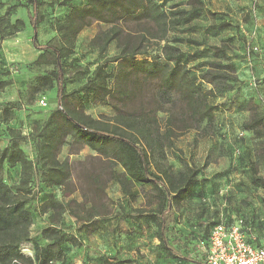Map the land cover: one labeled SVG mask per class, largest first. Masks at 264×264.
<instances>
[{
	"label": "rangeland",
	"instance_id": "rangeland-1",
	"mask_svg": "<svg viewBox=\"0 0 264 264\" xmlns=\"http://www.w3.org/2000/svg\"><path fill=\"white\" fill-rule=\"evenodd\" d=\"M29 1L0 0V17L9 7H14L9 15L10 22L21 20L25 25L22 31L0 40V81H9L0 91V149L7 146L11 129L28 136L59 105L55 84L50 91L36 90L35 77L48 75L52 68L31 65L39 54L33 47V36L40 45L50 41L56 36L55 26L64 19L68 8L63 5L65 0H35L37 8L34 11ZM156 1L166 13L173 6L184 8L187 3V0ZM208 1L206 10L213 15L203 12L190 24L173 27L168 32V40L172 43L179 40L177 47L185 52L187 67L195 76L209 65L214 67L218 61L231 63L230 79L224 85H231L232 89L210 98L218 107L212 126L207 127L204 122L199 128L173 140L165 148V158L156 161L160 168H167L173 174L186 169L197 172L198 184L175 209V221L168 225L166 232L169 243L192 262L168 259L160 251L156 220L152 216L156 197L151 186L136 184L132 188L135 197L131 199L122 193L117 182L110 180V165L106 161L87 147L70 150L67 144L58 153L60 160L68 159L71 165L70 182L64 193L58 187L46 188L38 181L31 183L33 196L26 204L32 217L31 242L21 245L23 255L33 257V243L41 249L47 246L48 241L43 239L41 232L48 227L74 239L62 246L66 255L63 264H100L105 259L129 261L128 264H199L211 227L215 223L239 219L251 223L249 234L256 242L264 240V187L254 183L251 171L254 163L257 175L264 179V132L258 138L252 132H242V123L249 116L248 102L257 105L264 118V0ZM83 3V0L71 1L75 5ZM34 12L35 35L29 25ZM221 21H228L233 27L223 33L213 28L222 33L215 37L206 36V31L204 34L206 28L215 27ZM108 27L93 23L83 29L77 36L74 54L65 60L62 100L81 107L94 119L100 116L110 119L115 114L110 106L80 91L97 65L105 64L109 73L114 70L115 64L107 59L117 54L115 43H111L103 55L90 45V40ZM203 41L205 47L224 45L226 49L215 57L210 48L198 50L193 44ZM161 47V43L153 41L142 51L141 57L163 61ZM199 85L203 90L209 88L201 82ZM42 100L47 104L45 107L41 106ZM21 149L29 159L34 158L30 141L23 143ZM115 170L119 172L120 169ZM96 176L100 177L98 183L93 182ZM19 179V166L4 168L5 184L16 186ZM48 194L63 208L70 201L69 207L80 211V217L84 216L82 211L85 209L80 208L79 203H85V208L95 207V211L104 215L99 229L89 234L79 231L81 223L69 216L67 209L41 214L40 205ZM141 215L149 218L145 220Z\"/></svg>",
	"mask_w": 264,
	"mask_h": 264
},
{
	"label": "trees",
	"instance_id": "trees-1",
	"mask_svg": "<svg viewBox=\"0 0 264 264\" xmlns=\"http://www.w3.org/2000/svg\"><path fill=\"white\" fill-rule=\"evenodd\" d=\"M71 1L65 0L63 3L68 11L55 26V37L40 45L33 36V47L39 54L31 65L52 68L48 75L35 77L36 90L50 91L55 84L59 105L28 136L11 129L7 146L0 149V264L65 262L62 246L74 239L54 228L42 230L41 235L48 244L41 249L33 243V257L23 255L21 245L31 242L29 229L32 217L26 207L33 194L31 183L38 181L46 188L58 187L63 193L64 188L69 186L70 162L58 158L60 149L66 144L70 150L87 147L106 161L110 165V180L117 182L122 193L131 199L135 197L132 188L136 184L151 186L156 197L152 216L156 220L160 251L168 259L192 262L169 243L166 232L168 225L175 221V209L181 206L198 184L197 172L186 169L173 174L167 168H160L156 161L165 158V148L173 140L199 128L204 122L207 127L212 126L218 107L210 98L232 89L231 85H224L230 79L228 70L232 69L231 63L222 64L218 61L214 67L208 64L210 67L195 76L187 67L185 52L177 47L179 40H173V43L168 40V32L173 27L190 24L203 12L214 13L206 10V0H187L184 8L173 6L169 13L156 0H83L81 5L71 4ZM28 3L35 11L36 1L30 0ZM13 9L9 7L0 17V40L22 31L25 26L21 20L10 22L9 15ZM93 23H103L109 27L97 33L90 40V45L103 55L108 46L115 43L118 52L107 59L115 64L113 72H107L105 64L97 65L80 91L113 108L115 114L110 119L104 116L94 119L85 114L81 107L71 106L62 100L65 60L74 54L80 32ZM29 25L35 35V12L29 18ZM232 27L230 22L221 21L215 27L206 28L204 34L206 31V36L215 37L221 33L216 31L228 32ZM153 41L162 44L163 61L141 57L142 51ZM193 44L198 50L210 48L215 52V57L226 49L224 45L205 47L204 41ZM200 82L209 88L203 90ZM8 84L9 81H0V91ZM8 106L16 108L13 104ZM257 108V105L247 103L249 116L242 123V132H252L258 138L264 132V118ZM27 141L32 144L33 159H29L21 149V145ZM15 166L20 167V179L16 186L11 187L4 183L3 172L5 167ZM116 168L120 169L119 172ZM251 171L254 183L264 187V179L257 175L254 163ZM99 180L100 177L96 176L93 182L98 183ZM69 205L70 201L63 208L48 194L39 211L45 214L52 210L64 212L67 209V214L81 223L79 231L89 234L99 229L104 215L95 211V207L85 208V203H79L78 206L85 209L82 211L84 216L80 217V211L71 210ZM141 217L145 220L149 218ZM245 223L251 228L250 222ZM207 246L208 237L203 245L204 250ZM204 260L205 252L199 264H204ZM128 263L105 259L100 264Z\"/></svg>",
	"mask_w": 264,
	"mask_h": 264
},
{
	"label": "built area",
	"instance_id": "built-area-1",
	"mask_svg": "<svg viewBox=\"0 0 264 264\" xmlns=\"http://www.w3.org/2000/svg\"><path fill=\"white\" fill-rule=\"evenodd\" d=\"M46 105L42 100L41 106ZM250 230L242 219L213 226L204 250V264H264V240L256 244Z\"/></svg>",
	"mask_w": 264,
	"mask_h": 264
},
{
	"label": "crops",
	"instance_id": "crops-1",
	"mask_svg": "<svg viewBox=\"0 0 264 264\" xmlns=\"http://www.w3.org/2000/svg\"><path fill=\"white\" fill-rule=\"evenodd\" d=\"M207 2H209L208 0H207ZM208 7V6H207Z\"/></svg>",
	"mask_w": 264,
	"mask_h": 264
}]
</instances>
